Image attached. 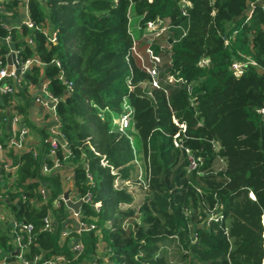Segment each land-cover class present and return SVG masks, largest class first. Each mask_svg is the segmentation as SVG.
I'll return each mask as SVG.
<instances>
[{
	"label": "trees",
	"instance_id": "obj_1",
	"mask_svg": "<svg viewBox=\"0 0 264 264\" xmlns=\"http://www.w3.org/2000/svg\"><path fill=\"white\" fill-rule=\"evenodd\" d=\"M209 1L189 0L188 14L183 16L180 0H28L32 26L10 30L22 61L35 57L45 64L42 69L34 63L25 78L37 84L43 71L50 92L61 98L57 115L74 154L70 160L74 185L80 194L90 191L93 202L101 204L99 212L91 203L81 206L84 214L97 217L101 229L99 233L85 230L80 236L84 257L94 255L98 241H104L111 264H264V114L257 111L264 107V73L258 72L259 67L264 69V12L257 4L245 21L244 11L251 0H213L212 5ZM16 5L14 0L5 4L8 10ZM128 13L139 18L142 26L156 18L170 20L166 35L152 42L162 56V88L151 90L155 104L128 92V77L134 85L148 80L137 59L126 60L132 44ZM182 28L187 29L184 36ZM8 33L0 25V39ZM223 34L230 36L227 46ZM8 53L9 47L2 45L0 60L5 62ZM244 57L258 66L249 65L236 77L230 65ZM201 58L208 64L199 65ZM61 70L73 82L70 92L58 78ZM177 72L193 84L192 95L182 85L165 82L166 74ZM123 97L134 107L135 134L149 170L138 211L119 208L133 198L124 188L114 187L115 177L127 178L132 169L129 139L111 131ZM9 99V95H1L4 104ZM30 101L24 95V104L17 105L23 116ZM179 124L186 126L185 132ZM177 132L182 145L203 158L197 169L189 170L184 148L174 146ZM212 140L219 144L218 150ZM40 146L36 156L22 154L13 184L6 178L0 185V189H9L0 204L18 221L35 226L34 252L46 257L60 252L69 255L68 244L59 245L58 233L40 230L47 207L58 221V229L68 213L63 202L57 208L52 206L63 191L59 177L41 174L43 163L52 164L45 157L50 146L47 135ZM37 180L50 188L47 205L22 202L21 194L37 187ZM215 203L224 218L206 224L208 209ZM129 218L131 222L123 224ZM106 221L111 227L104 226ZM0 230L1 255L12 247L9 235L2 227ZM12 256V252L7 254Z\"/></svg>",
	"mask_w": 264,
	"mask_h": 264
},
{
	"label": "built area",
	"instance_id": "obj_2",
	"mask_svg": "<svg viewBox=\"0 0 264 264\" xmlns=\"http://www.w3.org/2000/svg\"><path fill=\"white\" fill-rule=\"evenodd\" d=\"M116 1V0H114ZM27 2L22 5L28 18L22 22L16 29H20L22 25L28 27L32 26V22L29 17ZM210 4H213V0L209 1ZM261 5V10L264 12V0H251L248 3L246 10L244 11L245 21H248L254 12L256 5ZM190 6L189 0H180L179 7L181 14L186 16L187 8ZM215 14V10L212 9L211 15ZM132 14L128 13L129 17V34L132 39V44L127 53L126 60L129 58H135L139 61L141 68L148 74V80H145L137 85H141L144 90L151 93L152 89H161V84L159 81L160 70L159 67L162 63V56L154 49L152 42L155 40L162 39L167 31L170 29V20L168 18H156L155 20H148L144 26L137 24L138 37H136L130 29V21ZM180 27V26H175ZM8 30V35L3 38V41L9 45L11 52L15 55V60L19 65L20 72L18 75L14 73V65L11 73H7L6 66L7 60L3 62L0 60V94L9 95L11 98H14L17 94V85L24 80V76L29 68L35 64H43L37 58L32 57L28 58L25 61H22L19 57L20 49L12 47V38L10 36V30ZM187 29L182 28L181 36L186 34ZM223 44L225 46L230 44V36L223 34L222 36ZM170 41V39H169ZM29 44H33L30 38H27ZM55 44V39H53ZM145 43L144 45H142ZM8 54L5 56L7 57ZM7 59V58H6ZM58 68H60V62L57 60H52ZM208 64L206 58H201L199 60V65L205 66ZM249 65L255 67L258 66L257 62L250 57H244L241 60H234L230 69L236 77H239ZM261 68V67H259ZM58 78L62 80L65 85L66 92H70L73 89V82L68 80L64 76V72L61 70L58 74ZM27 81V80H26ZM165 82L173 86H183L186 92L189 95H192L193 84L189 82L184 76L177 73H169L165 76ZM126 84L128 92H132L134 84L130 82V77L126 79ZM166 92V90H164ZM60 97L53 95L48 88V80L43 81L40 87V92H37L34 96V101L38 102L51 116V124L47 127V136L50 143L49 149L45 154V157H49L52 160V164L43 163L41 166V174L43 176H49L51 171L60 170L64 167L65 163L69 162L73 158L74 154L72 152L70 143L64 137L61 132V123L57 115V104L60 101ZM191 105L195 104L194 97H190ZM8 112L4 113L3 110L0 111V185L3 184L7 178L8 184H13L17 180V169L20 165V158L25 152H31L33 156L37 155L36 147L28 143V131L29 127L27 121L25 120L22 112L17 109V104L9 99L7 104ZM260 114H264V107H261L257 110ZM134 107L127 97H123L121 102V111L113 117V127L111 131L118 132L121 135L126 136L131 145H132V135L131 132L135 133L134 128ZM173 121L177 123L176 119L173 118ZM5 126L7 129L5 130ZM181 132H185L186 126L184 124H179ZM180 132H177L173 135V143L176 147L184 148L187 158H188V169L195 170L197 169L203 161V158L200 156H194L191 154L190 150L187 147H184L181 142ZM212 146L215 150L220 148L219 144L212 140ZM149 161V158H147ZM221 160V159H220ZM103 165H106V161L101 160ZM87 165V164H85ZM147 166V165H146ZM115 173L114 171H112ZM87 173V178L89 182H92V176L90 173ZM203 174V172H199ZM60 179V177H59ZM149 181V170L146 168V172L136 171L135 183L142 189L145 190L148 187ZM38 185L31 192H23L21 194L22 202H29L35 206L47 205L48 200L50 199V188L40 180H37ZM130 184V180L116 176L114 179V187L124 188L127 190L126 185ZM8 188L0 189V200L7 198ZM62 191L57 198L52 201L53 208H57L60 205V202L65 204V199L63 197ZM251 193V195H250ZM249 195L252 199H255V196L252 192ZM81 199L83 203H91L94 210L99 212L101 210L100 202H93L92 193L90 191L85 192L84 194H78L76 200ZM67 208V217L64 218V223L62 228L58 229V221L55 219L54 215L47 207L48 211L45 215L42 216V224L40 226L41 231H45L50 234L58 233L59 235V245L68 244L70 254H65L63 252L50 254L49 256H44L41 252H34L32 247L35 242V226L28 221H18L11 211L0 210V223L5 228V232L9 235L11 245V250L8 252H3L0 255V264H82L85 252V245L80 238L82 233L85 230H95L97 233L100 232L96 221V216H88L84 214L81 210V207L78 212H75L73 209ZM224 218L221 207L218 203L212 208L208 209V218L206 224H209L211 221L220 222ZM74 221L77 224V230L72 231L71 222ZM4 228L3 231H4ZM224 233L228 235V229L225 227L223 229ZM1 234V232H0ZM196 240V235L194 236ZM13 253L14 257H7V254Z\"/></svg>",
	"mask_w": 264,
	"mask_h": 264
},
{
	"label": "crops",
	"instance_id": "obj_3",
	"mask_svg": "<svg viewBox=\"0 0 264 264\" xmlns=\"http://www.w3.org/2000/svg\"><path fill=\"white\" fill-rule=\"evenodd\" d=\"M12 0H0V25H2L6 29H16L17 26L22 24L28 18V14L24 11L22 5L26 3L27 0H14L17 1V5L13 6L10 10L6 9L5 4ZM15 13H14V12ZM133 17V15H131ZM139 19V18H138ZM27 39V38H26ZM2 45H7L3 39H0V47ZM13 47V45H12ZM10 50V47H9ZM9 55V54H8ZM7 58V57H6ZM7 60V59H6ZM42 69L45 68V65L38 64ZM46 80V77L43 71L40 72V79L37 84H31L29 81L22 80L21 83L17 85V94L14 98H11L17 105L24 104V95L31 97L30 106L28 107L27 113L24 115V118H27V124L29 127L28 131V143L35 147H41V143L43 142V138L48 134L47 127L51 124V116L48 113L47 109H45L38 102L34 101V96L37 92H40V87L43 81ZM2 104V106H1ZM7 104H4L1 101L0 94V111L4 113L8 112ZM115 114H113L114 116ZM116 116V115H115ZM114 116V117H115ZM7 126H5V130ZM135 134V133H134ZM136 136V134H135ZM137 137V136H136ZM138 139V138H137ZM132 149H133V159L131 161L132 169L128 175L127 180H130V184L126 185L127 192L132 195V202L130 204H120L119 208L123 209L122 206H126L127 208H132L134 202L137 201L138 196L141 194L144 198V190H142L134 181L136 179V171H141L143 173L146 172V161L142 149V144L138 140V147L135 146L134 137L132 136ZM74 164L72 162L65 163L64 167L60 170H53L49 174V176H58L60 177V185L63 188V191L71 190L70 198L72 200H76L79 192L74 185V172H73ZM251 195V193H250ZM142 198V200H143ZM126 208V209H127ZM10 211V209L5 204H0V210ZM134 209V208H133ZM135 210V209H134ZM127 224V219L123 222V224ZM72 231L77 230V224L72 221ZM105 227H111V222L106 221L104 224ZM0 227L4 228L0 223ZM101 230V229H100ZM4 228V232H5ZM1 232V230H0ZM104 241H98L96 253L89 257H84L82 264H103L104 261H107V256L105 253ZM106 246V245H105Z\"/></svg>",
	"mask_w": 264,
	"mask_h": 264
},
{
	"label": "water",
	"instance_id": "obj_4",
	"mask_svg": "<svg viewBox=\"0 0 264 264\" xmlns=\"http://www.w3.org/2000/svg\"><path fill=\"white\" fill-rule=\"evenodd\" d=\"M171 41V40H170ZM13 65L15 67L14 69V73L15 75H18L20 72V68L18 63L15 60V55L13 52H11L8 56H7V66H6V71L7 73H11ZM258 72L263 74L264 73V69L263 68H258ZM24 80L26 81V78L24 76ZM132 93H134L136 96H140V97H145L147 99H149L152 104H155V99L152 96V94L146 90H144V88L141 85H136L134 86V88L132 89ZM70 192L71 190H66L63 192V197L65 199V204L73 209L75 212H78L80 207L82 206V200L78 199V200H72L70 198ZM254 195V194H253Z\"/></svg>",
	"mask_w": 264,
	"mask_h": 264
},
{
	"label": "rangeland",
	"instance_id": "obj_5",
	"mask_svg": "<svg viewBox=\"0 0 264 264\" xmlns=\"http://www.w3.org/2000/svg\"><path fill=\"white\" fill-rule=\"evenodd\" d=\"M130 29L131 31L133 32V34L138 37V32L139 30L137 29V24L139 23V19L138 18H134V17H131V21H130ZM104 114V112H100V115ZM103 116V115H102ZM131 135L134 137V142H135V146L138 147V139L137 137L135 136V134L133 132H131ZM142 198H143V195L141 194L140 196H138L137 198V201L133 203L132 205V208L135 209V211H138V208L140 206V204L142 203ZM123 209H126L127 207L126 206H122ZM138 216V214L136 215V217ZM132 220V218H129L127 220L128 223H130ZM137 221L139 222V218H137ZM104 247H102L101 249H103ZM263 248H264V244H263ZM264 262V260H263ZM103 264H111V261H109V259H107V261H104Z\"/></svg>",
	"mask_w": 264,
	"mask_h": 264
}]
</instances>
